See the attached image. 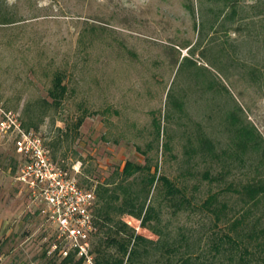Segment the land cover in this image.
<instances>
[{
    "label": "rangeland",
    "instance_id": "rangeland-1",
    "mask_svg": "<svg viewBox=\"0 0 264 264\" xmlns=\"http://www.w3.org/2000/svg\"><path fill=\"white\" fill-rule=\"evenodd\" d=\"M216 8L205 0H0V108L93 192L92 252L118 222L153 241V229L164 227L173 239L182 230L200 237L215 227L203 207L209 196L233 216L242 187L264 180L260 154L240 151L235 138L243 124L264 140V0H238L233 22L202 30ZM56 76L65 93L53 101ZM21 161L0 136V264H62L56 224L14 182ZM127 162L147 163L151 173L157 165V178L189 204L176 212L155 182L147 204L161 223L147 229L121 213L125 188L144 195L138 174L122 177Z\"/></svg>",
    "mask_w": 264,
    "mask_h": 264
},
{
    "label": "trees",
    "instance_id": "trees-1",
    "mask_svg": "<svg viewBox=\"0 0 264 264\" xmlns=\"http://www.w3.org/2000/svg\"><path fill=\"white\" fill-rule=\"evenodd\" d=\"M216 5V12H213V22L202 23V30L212 28L215 23L222 19L224 22H233L237 15L236 4L238 0H205ZM211 11V9H209ZM192 15H193V11ZM65 93V87L61 83V77L56 76L53 80V89L49 92L50 98L60 99ZM80 123V122H79ZM24 127V125H23ZM29 130V128H26ZM36 132V131H35ZM237 147L240 151L251 148L260 155L259 164L264 163V140L257 130L251 125L241 124L235 130ZM159 136V134H158ZM45 145V144H44ZM204 147L209 144L204 140ZM48 150V149H47ZM122 177L128 179L135 174L140 177V182L144 185L140 191L142 201L137 194L128 189L123 190V198L117 208L121 213L140 220V225L144 228H151V222L161 223L160 215L148 202L151 187L159 182L164 188L166 198L172 202V207L176 212L181 206L188 205L187 199L182 196L180 188H177L168 178L160 176L157 178V165L154 166V173H151L150 166L136 165L127 162L122 170ZM97 194V200L104 202V194ZM179 198H176V197ZM109 199L119 200L117 195H109ZM239 205L241 209L236 215H225L226 205L216 207L218 200L216 195L209 196L203 203V207L213 215L214 229L200 237L193 231L182 230L176 235V239L170 237L166 230H155L153 233L157 240H149L141 235L135 234L125 223L118 222L114 226L116 231L113 236H107L100 241L98 248L92 252L95 257L93 264H264V212L256 219L254 211L264 210V180L254 181L242 187ZM112 203V202H111ZM106 209H112L111 205H106ZM101 211H105L101 209ZM175 212V211H174ZM95 218V210L93 208ZM98 215L100 209L97 210ZM94 220V219H93ZM103 222H112V219L104 212ZM221 224V225H220ZM97 232V220L94 223ZM98 226V227H97ZM104 223H102V226ZM113 226V227H114ZM163 229V228H162ZM113 249V253H108V249ZM76 257L75 253L63 258L62 264H71ZM83 259H78L76 264H82Z\"/></svg>",
    "mask_w": 264,
    "mask_h": 264
},
{
    "label": "built area",
    "instance_id": "built-area-1",
    "mask_svg": "<svg viewBox=\"0 0 264 264\" xmlns=\"http://www.w3.org/2000/svg\"><path fill=\"white\" fill-rule=\"evenodd\" d=\"M0 136L11 139L22 159L14 182L27 191L30 204L57 226L55 249L63 257L73 252L84 263L93 264V192L79 187L75 178L51 159L37 132L26 130L15 115L1 108Z\"/></svg>",
    "mask_w": 264,
    "mask_h": 264
}]
</instances>
